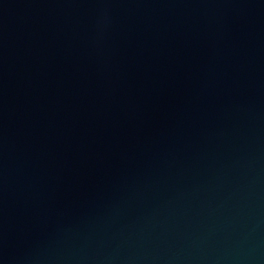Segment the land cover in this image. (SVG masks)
I'll return each mask as SVG.
<instances>
[{
	"label": "water",
	"instance_id": "1",
	"mask_svg": "<svg viewBox=\"0 0 264 264\" xmlns=\"http://www.w3.org/2000/svg\"><path fill=\"white\" fill-rule=\"evenodd\" d=\"M89 264H264V0H77Z\"/></svg>",
	"mask_w": 264,
	"mask_h": 264
}]
</instances>
